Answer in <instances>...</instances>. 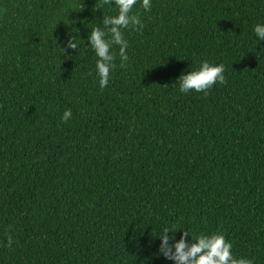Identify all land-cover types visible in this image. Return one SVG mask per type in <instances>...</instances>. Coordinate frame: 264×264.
<instances>
[{
    "label": "trees",
    "instance_id": "obj_1",
    "mask_svg": "<svg viewBox=\"0 0 264 264\" xmlns=\"http://www.w3.org/2000/svg\"><path fill=\"white\" fill-rule=\"evenodd\" d=\"M96 4L0 0V264H174L173 226L264 264V0H139L103 90ZM203 61L228 83L181 93Z\"/></svg>",
    "mask_w": 264,
    "mask_h": 264
},
{
    "label": "clouds",
    "instance_id": "obj_2",
    "mask_svg": "<svg viewBox=\"0 0 264 264\" xmlns=\"http://www.w3.org/2000/svg\"><path fill=\"white\" fill-rule=\"evenodd\" d=\"M138 2L139 0H97L95 8L114 4L118 10L116 15H105L102 21L103 27L92 28L88 36L90 48L98 58L96 69L101 90L108 86L110 74L116 68L114 61L117 58V53L113 51V46H118V55L121 61L119 66L126 68L129 59L127 53L129 43L124 32L129 30L142 34L144 24L140 15L133 11ZM142 7L145 11H151V0H142ZM254 32L260 41H264V24L254 25ZM66 48L73 51L78 50L75 37L72 36L67 41ZM225 71L223 63L213 65L208 61H203L198 70L180 76L177 82L179 90L185 94L195 91L207 96L209 90L217 83L220 85L228 83ZM71 117L72 112L68 109L64 111L62 120L67 123ZM181 231H183V235L179 241L175 240V233L178 232L175 226L165 227L159 237L161 240L160 254L166 259L174 261V264H252L249 259L234 257L232 244L219 232L197 236L187 230ZM169 233L172 235L170 236ZM189 235H191V241L188 239ZM13 243L15 241L12 236L8 235L7 247L11 248Z\"/></svg>",
    "mask_w": 264,
    "mask_h": 264
}]
</instances>
